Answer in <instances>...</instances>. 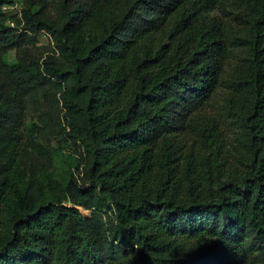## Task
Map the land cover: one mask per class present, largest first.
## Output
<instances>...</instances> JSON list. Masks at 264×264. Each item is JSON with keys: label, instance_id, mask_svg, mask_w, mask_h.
Returning a JSON list of instances; mask_svg holds the SVG:
<instances>
[{"label": "trees", "instance_id": "1", "mask_svg": "<svg viewBox=\"0 0 264 264\" xmlns=\"http://www.w3.org/2000/svg\"><path fill=\"white\" fill-rule=\"evenodd\" d=\"M20 1L8 23L0 0V264H264V0Z\"/></svg>", "mask_w": 264, "mask_h": 264}, {"label": "rangeland", "instance_id": "2", "mask_svg": "<svg viewBox=\"0 0 264 264\" xmlns=\"http://www.w3.org/2000/svg\"><path fill=\"white\" fill-rule=\"evenodd\" d=\"M21 6L20 0H13L11 4H6L4 6L5 13L7 14V22L12 23L14 15L19 12ZM40 42L47 43L49 41V36L45 33L40 34ZM9 62L15 61L14 51L10 52L7 56ZM38 116L28 117L26 120V126L31 127L33 123L37 122ZM40 141L45 145L48 150L49 156L45 161L46 170L52 172H59L62 170L63 164L68 165L69 156L73 153L72 145L68 139L60 134L57 131L49 129L45 138H41ZM85 214L89 213L84 211Z\"/></svg>", "mask_w": 264, "mask_h": 264}]
</instances>
